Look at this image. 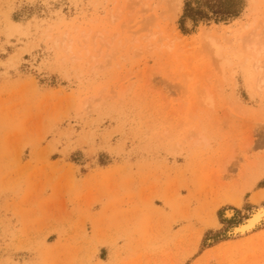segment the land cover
<instances>
[{
    "label": "rangeland",
    "instance_id": "1",
    "mask_svg": "<svg viewBox=\"0 0 264 264\" xmlns=\"http://www.w3.org/2000/svg\"><path fill=\"white\" fill-rule=\"evenodd\" d=\"M263 35L264 0H0V264H264Z\"/></svg>",
    "mask_w": 264,
    "mask_h": 264
},
{
    "label": "bare ground",
    "instance_id": "2",
    "mask_svg": "<svg viewBox=\"0 0 264 264\" xmlns=\"http://www.w3.org/2000/svg\"><path fill=\"white\" fill-rule=\"evenodd\" d=\"M181 1V0H180ZM179 2V1H178ZM180 3V2H179ZM178 4V3H177ZM209 35V34H208ZM264 36V35H263ZM264 38V37H263ZM209 39H211V41L214 43V44H216L215 43V41H214V37H210ZM262 39V38H261ZM259 43H261V41H259ZM213 44V45H214ZM256 44V42L254 43V45H253V43H251V48L253 47L254 48V46H256L255 45ZM253 45V46H252ZM218 46V45H217ZM261 47V46H260ZM218 49V48H217ZM262 50H263V48H262ZM259 52V51H258ZM258 56V55H257ZM261 60H259L258 61V65H257V67L258 68H264V65H261ZM256 66V65H255ZM256 67V68H257ZM263 80V82H264V79H262ZM262 86V85H261ZM231 212L232 211H229V214H231ZM264 220V205L263 206H259L258 208H256L254 211H252V213H251V215L248 217V219L245 221V222H243V223H241L240 225H237L235 228H234V233L235 234H245V233H247V232H250V231H252V230H254L258 225H260L261 223H262V221Z\"/></svg>",
    "mask_w": 264,
    "mask_h": 264
},
{
    "label": "trees",
    "instance_id": "3",
    "mask_svg": "<svg viewBox=\"0 0 264 264\" xmlns=\"http://www.w3.org/2000/svg\"><path fill=\"white\" fill-rule=\"evenodd\" d=\"M190 10H191V8H190L189 4H187V7L185 9V16L188 15V14H190L189 13ZM222 12L223 11H221V10L216 11L217 14L218 13H222ZM239 13H240L239 12V9H237V8L234 9V10L229 9V10L224 11L225 16L223 18H220V19L217 18V20L225 21V20H228L229 18H236L239 15ZM195 19H196V17H195Z\"/></svg>",
    "mask_w": 264,
    "mask_h": 264
}]
</instances>
